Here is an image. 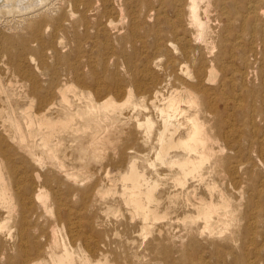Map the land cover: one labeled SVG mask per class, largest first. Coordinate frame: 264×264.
Segmentation results:
<instances>
[{"label": "bare ground", "instance_id": "1", "mask_svg": "<svg viewBox=\"0 0 264 264\" xmlns=\"http://www.w3.org/2000/svg\"><path fill=\"white\" fill-rule=\"evenodd\" d=\"M60 1L62 2V0H1L2 3L0 4V242H2V247L9 253V255H10V251H13V256H14V252H15L13 249L14 247L12 248L8 246L9 244L8 242H12L13 240L18 239V238L20 242L30 241L32 243V246L30 245L31 247L30 248L27 247L28 249L26 250L23 248L25 251H21V249L17 250L18 248H21V247H19L18 245H17L18 247L15 246L17 248L16 250L19 251L17 252L18 254L16 255H21L20 257H22V262L20 261L19 264L20 263L21 264H119L118 262L119 260L117 259L118 252L116 251L115 253H117V255L113 259H110L108 255V251L104 249L105 245H109V235L111 232L109 233V235L106 232H101V233L98 232L100 236V240L96 238V241L94 240L92 241L89 238H84V239L76 238V234H75L76 226L73 223L74 222L73 221L70 224V230H69L70 234L68 235L62 234L65 228L61 227L60 221L64 222L66 218H68L67 220L70 222L71 220L70 217L76 214L72 212V209H71V212L69 210V213H67L66 215H63L64 213L62 214L59 210L58 212L57 210H55V212H57L55 214L54 213L55 205L53 206V201H52V198H54L53 197L54 195L51 197V193H50L53 187H51L50 191L48 190L49 182L51 180L56 179L59 183L67 182L66 184L64 183L63 185L62 184L61 185L59 184V185H60V188H62V191L63 189L66 190V192L69 193L68 195L70 196L78 195L79 197L80 195V197L81 196L85 197L88 195L91 196V194L93 195L96 194L101 197H104L106 195L108 196V194H111L112 191H114L113 187L111 186L113 185V183H111L112 181L107 179L108 181H111V182H109L110 184H109L108 190L105 193H103L104 192L102 190L103 185L100 183V181H98L97 179L96 181L98 182H93V180L90 179V176H91L90 166L92 164L90 165L89 162L91 161L90 158L92 156H95V157H92L93 159L94 158L98 159L105 152L108 153L110 149L112 152V148H115V150L119 152L122 159H124V163H126L125 160L128 159V164H129L128 170L129 171L128 172L126 171L127 173L125 172L126 174L124 176L122 175L121 176H122L123 181L126 183L124 191H125V195L127 196V202H128L127 205L130 210L129 214L135 219H138L140 226L142 227V232L140 233L141 239L147 240V238L149 239V237H151L150 235H152L154 231L156 230L155 228H156L157 222H162L165 220L166 222L165 226L168 228H171L175 220H182V221L184 220V222L188 220V221H191L193 224L194 223L198 224L201 222L204 225L203 227L205 228V231L203 233L204 234L208 233L210 237L213 238V240L216 238L220 240H226L229 242H234V243L236 242L235 244L238 245L240 236L237 233V229H238V225H239L240 217H241L240 208L242 207V202H244L243 198L245 197V194L241 193L240 195L241 199H238L239 197L237 196L235 198L230 193V189L224 186L225 183H223L224 181L222 180V179H225L226 172H227V169H225V165H226V161L229 155V151H234V150H230V147H229L230 144L227 143L229 141L227 142L224 141V139L226 140V138H224V135H225L224 128L225 127H223V121H222L223 115L219 107V104L224 103V105L229 107V101H230L229 99H231V94L230 96H227L228 93H226V91L230 89L231 93H233L234 90L230 88V86L234 85V80H235L234 75L230 77L229 75L231 74L229 73H228L229 75L227 74L228 71H226V69L228 70H231V69L225 68L227 67V65L224 63L223 59L225 57L227 59H231L230 61L235 60L236 50H242V54H240L241 56L239 57L240 61L243 64V67L245 68V71L241 73L242 91L240 90L241 93L236 94V95H234L236 93L234 92L233 94L234 103L232 105V108L235 109L240 114V116H247V105L241 106V104H239L240 98L244 96H246L245 98H247V100L249 97L252 98V93L250 94L251 96L248 94L249 97H247V90H246L247 88V81H246L247 80V68L252 67L251 63L250 64L247 63L248 60H251V59L247 60V56H248L247 41H251L254 44L256 43L255 42L256 39L260 40V38H257L254 36L255 34L262 35V37L264 36V1L262 0H138V4L139 3L140 4H139V7L134 11L133 15L131 14L130 16H128L129 9L127 8L129 7L126 8L127 9L126 12L128 13V15L127 13L125 14L124 11L118 10L119 8L116 7V9L118 8L117 9L118 11L116 10L117 12L115 13L117 17L114 19L113 12L111 13L110 11L111 9L110 8L111 6H109L110 3L108 4V1L110 0H105L106 5L105 4L104 5L106 9L104 8V10L106 11V14L108 15V17H106V22L102 23V25H105L103 27V30L106 33L108 31L111 32V34H113V37L114 35L120 36V39H122V34L127 31L126 33L128 34V36H127V39L125 40H128V37L131 35L132 32H134L135 36L137 32H142V31H144V33L147 32V34H145L146 37L148 36V34L150 35V33L151 34L153 33L155 34V38H154L155 42L152 40L153 41L152 44L156 45L155 48L157 47L159 49V52H158L159 57H156L155 59V57L153 56L155 60L152 63L150 61L151 59L149 56L148 57L149 59L147 60V62L143 64L145 67L142 66L144 67V69L143 71L140 72V76L138 75L139 67L132 68V69H135V71H136V68H138V71L135 72L133 70V72L131 73L132 75L131 86L130 87L128 86L129 87L128 89L123 87L124 89L121 88L117 91L114 90L115 92L114 93L112 92L111 94L109 93L108 95L109 97L103 103H100V104L94 102V100L92 99L93 95H91V97L87 96L88 87H90L87 84L82 83L81 85L80 84L81 82L74 81L73 79L60 80L58 77V74L60 75V73H59V70L57 71L56 64L59 62L58 61L59 58L57 59V56L59 57V52L61 51L58 52V48H57V34L59 32V28L64 27L63 24L65 22H68L66 20L68 19V14H69V13L67 14L66 9H63L64 10L63 13H61L60 15L58 14L60 17L59 16L56 17L57 14L55 15V12H57V10H59L58 8H60V7L57 8V6H59L58 4L60 3ZM78 1L80 2V4L82 3V0H78ZM88 1L89 0H86V2ZM101 2L103 3V0ZM77 3L78 2H76V4ZM122 3L125 5L124 2ZM122 3L120 5H122ZM70 6L71 5H69V8ZM87 6H90V5H87ZM123 6L121 8L124 10ZM167 9H170L172 13V16L168 20L162 18V16L166 15ZM80 12H82L83 13L82 15H84L85 8H84V12L81 10ZM77 13L78 11L76 10V14ZM13 14H17V15L13 16ZM100 15L102 14L100 13ZM102 17L104 19V16ZM128 17L130 18V22H129L130 25H128ZM88 20L86 19V22ZM152 20H155L154 24H152L153 22L151 23ZM161 20H163V22L165 21L167 24V25L165 24L167 26L166 28H168L166 32L162 31L163 29L165 31V28H163L162 30L160 29ZM100 21H101V18H100ZM10 23L16 24L15 26L16 28H19V30L23 28V31L26 30L25 31L26 33L20 35V34H17L15 31L16 34H13V35L10 34L11 32L9 33L7 31L8 29H11ZM99 23H96V24H99ZM143 24L146 26L143 27L144 26ZM7 26H9L8 29H7ZM16 28L15 30H17ZM151 28L152 29L154 28L155 30L153 31ZM73 29H75L74 31H76L77 28H73ZM11 30H14V29H11ZM87 31H88V26H87ZM97 33L99 34L100 31H98ZM65 34H67L66 31H65ZM73 34H75V32ZM77 35L78 34L76 33V36ZM84 35L86 36L87 34L85 33ZM94 35H92L93 38H94ZM145 35L143 36L144 39H145ZM79 36H82V35L80 34ZM134 37L130 36L129 38L133 39ZM89 38L87 36V39ZM107 38L109 39V37ZM123 38H126L125 34ZM148 38H150V36ZM75 40H78V39H75ZM125 40H120V42L122 41L123 43H125L124 42ZM129 40L131 41V39ZM86 41L88 40H85V42ZM130 41L128 42L131 43L132 41L131 42ZM79 43L81 46L82 42L80 41ZM109 43L111 45V41ZM123 43H120V44H123ZM77 46H78V43H77ZM170 46H173V47L175 46L176 48L174 47L173 49L170 50ZM252 46H255V45H252ZM123 47H125L124 44H123ZM123 47H122V50H123ZM126 47H127V44H126ZM133 48L135 49V47ZM76 49H79V48H76ZM253 49H254L253 47L250 49L251 52L253 51ZM174 50H176L175 51L176 53L180 51L182 53L180 55V58L176 60L173 57ZM136 51H137V48L135 52ZM153 51H152V54H153ZM251 52H249V54ZM77 53L79 52L77 51ZM87 53L89 54L90 52H87ZM254 53H256V51ZM65 54L66 53H64V56ZM92 54L93 53H91L90 56ZM125 54L123 55L125 56ZM135 56H137V54ZM142 56L143 55L141 54V58ZM163 56H165V58L169 56L170 58H173V59L171 60V63L168 64V66L165 68L167 73L165 74V76L163 75L164 78H160L157 75L158 73L155 72L154 74L152 69L160 68L161 66H164L161 61V58ZM68 57L69 56H67V60L69 59L71 60V58H68ZM158 58H160V60H158ZM60 59L61 61H65L63 60L62 57ZM94 60L95 58L92 61ZM259 60L260 59H258V61ZM263 60H264V57H263ZM117 61H120V59H118ZM143 61H144V58H143ZM102 62H103V59H102ZM107 62L109 64V61ZM116 62H115V65L118 64ZM134 62L135 61L133 60V64ZM65 63L67 62L65 61ZM71 63H74V62L67 63L66 66L69 67L68 69L74 68V65ZM104 64H102V66ZM127 65L129 66V64ZM150 65H152V67ZM116 67L118 68V65ZM107 69L108 67L106 68V70ZM72 70L75 71L74 69ZM234 70L236 71V68ZM76 72H77V69L74 74H76ZM93 73L94 75H98L96 72H92V74ZM115 73L117 74V72ZM111 74H114V73H111ZM80 75L82 78V74ZM67 78L69 77L67 76ZM77 78L78 77H76V79ZM237 80L236 82H238ZM117 81L118 82L115 81L117 84H122L125 81V79L118 76ZM101 82H103V80ZM115 82H112V83H115ZM126 84L130 85L129 83H126ZM113 85L111 87L115 86ZM108 86L109 85H107V87ZM115 87H118V86H115ZM106 89L108 88H105V90ZM257 91H255V88H254V92H257ZM122 93H125V98L124 100L120 101L118 100V97ZM261 93L263 95L262 91ZM105 94H106V91H105ZM135 97L143 99L144 101H148L149 104L151 105L150 111H149V108L145 106V104L140 106L141 105L140 103H139L140 105H138L136 102H134ZM244 102H245V99H244ZM248 102L246 104H248ZM58 104L59 105L62 104L64 107L59 109ZM250 104H252V102ZM253 107L255 106H252V109ZM260 112H262V109L260 110ZM258 115L259 117H257ZM258 115H256V117L264 121V114L262 115L261 113V115L260 114ZM142 116L144 117V119H139ZM78 118L82 120V123H83L82 126L77 125L76 121ZM241 118L243 119V117ZM250 118L251 117L249 116L248 119ZM118 121H120V124L118 123ZM247 123L251 125L250 123H253V122H250L249 120V122ZM226 127L228 126L226 125ZM228 128L226 129L228 130ZM89 130H91L90 140L92 142L90 145H88V148L85 149L83 153L80 154L78 158V161L80 163L79 170L71 175V173H68L69 167L67 168V165H66L68 163L67 162L68 159L66 158L69 157L75 163H77V159L75 158V153L73 152L69 153V150H68L69 147H71V149L73 147L70 142L73 140L78 141V142L87 140L88 137L85 134H87ZM227 130L225 132H228ZM116 132H118V134L115 137ZM262 132L260 131L261 134ZM247 133H249L252 136L259 135L256 132V130L251 131L250 128H248ZM236 134L238 133L236 132ZM241 136L243 135H240V137ZM261 137H262L261 143L264 144V137L263 136ZM243 138L244 140L248 139L247 137L245 138V136H243ZM249 139H252V138H249ZM83 144L84 143H81V146H83ZM257 144L260 145V143H257ZM84 147L86 146H83L82 148ZM248 147L251 148L252 146L249 144ZM242 148H244V146ZM20 151L22 152L25 151L24 152L25 155H22L20 157L18 156L19 159L21 160V163H23L24 165L26 164L31 165L33 167V170H32L34 173L33 175L38 179V181H36L37 179L35 180L36 184H34L35 186L34 192L31 194L32 196L31 198L34 199V203L36 202V209H35L36 211L35 212L33 211L34 212L33 216L36 215L37 221L38 220L44 221L46 223L45 227L39 228L38 230H34L35 231V232L33 231L34 233L30 232L31 229L29 230L28 228L30 226H26L24 222L20 221L21 219H19V216L20 217L22 216L19 215L17 217L16 215L18 213L16 209H19V207L24 206V204L22 203L23 202L22 200H20L22 201L21 202L22 204L19 202L20 197L18 193L16 192V190L18 189L17 186L19 184V181H18L19 179L17 176V172L15 171L17 170L16 169L17 166L14 167V165H16V162H17L16 156L18 155L16 154V152L18 153ZM261 152L264 153V151H261ZM261 152L259 154H261ZM92 153H94V155L91 156ZM146 153L151 156L153 155L154 157V161L151 162V165L155 169L153 168L154 172L152 173H148L145 170L141 169L138 164V159H137L138 156L147 155ZM244 153L242 152V154ZM61 154H64L63 156L65 157L66 161L60 158ZM235 156H237V153L236 155L234 154L233 157L235 158ZM246 157H248V155ZM232 158L230 156V159ZM249 158H250V155H249ZM105 159L106 158H104V161ZM252 160L253 162H256L254 159ZM232 161L235 162L236 160L232 159ZM227 163H228L227 165L229 166L230 162H227ZM240 163H243V162H240ZM240 163H237V164H240ZM261 164L263 165V163ZM234 167L235 166H233V168ZM21 168H24V167H21ZM118 169L120 170V168ZM25 170L26 169L24 168V171ZM235 171L237 172V169ZM108 174H106L105 176L108 177L109 176ZM236 174H233V175L236 176ZM255 177H257L258 179L260 178L258 177V175L257 176L255 175ZM233 178L231 179V181L233 180ZM31 179L33 180V177ZM253 181H255V179ZM20 183L23 184L21 181ZM255 185H259V184H255ZM255 185L253 183V186ZM15 188L17 189L15 190ZM57 188H58V185H57ZM203 188L207 193L206 195L205 193L202 192ZM28 191H32V189H29ZM248 191H250V188ZM254 191L256 192V190ZM21 192L23 193L24 189ZM66 192L64 193L66 194ZM22 193L20 195H22ZM17 197L19 198L17 199ZM73 197L75 198V196H72V198ZM248 197L246 200H248ZM21 198L23 199V197ZM25 200L27 199L25 198ZM251 200L252 199L250 198L249 201ZM58 201H60V199ZM79 201H76V202H79ZM252 201L255 202L256 200H252ZM68 202L69 200H66L64 202L62 201V204H64L65 206L67 205L68 207ZM55 203H57V201H55ZM29 204H27V206ZM252 205L250 204L251 207ZM258 207H259V204H258ZM180 208H186L187 210L184 211L182 214H179L178 212ZM73 210H75V208ZM14 211L17 212L15 214L16 215L15 217L19 219V222L17 223L15 221L16 218L14 219ZM260 212H261V209H260ZM24 214L26 213L24 212ZM246 214L248 215V213ZM249 214H252V213H249ZM81 216L79 218H81ZM245 216L246 215H244V218ZM25 217L26 215H24L23 219L26 220ZM100 217H102V215L100 216L98 215L97 217L95 216L96 218L95 224L91 222L92 225L90 224V226L93 230L96 228L95 227L96 223L98 225L105 223V219H103L104 221L102 219L99 220ZM261 218L262 217H260L259 219ZM76 221L78 222V220ZM83 225H85V223H83ZM263 225L264 224H262V226ZM15 227L18 228V231H17L18 234L16 235H14ZM164 228H165L164 226H161L157 229V231L160 233L157 239L158 243H154L153 241L155 240V238H153L152 242H149L147 245V251L149 252V256H150L149 262L155 261L158 264H180V263L181 264H204L202 261H205V260H203L199 254L198 255L201 257L202 260L201 261L199 260L200 257L197 259L198 256L195 253V250H191L188 245L186 246L184 244L183 237L181 241L179 242L177 240L178 238H176L170 233H166V235L163 236L162 232ZM245 230L247 231V229ZM78 231H79V228H78ZM83 231H85V229ZM131 231L132 230H130V232ZM165 231H166V228L164 232ZM249 231L250 230L248 229V232ZM113 233L114 231L111 234ZM192 233L193 232H191L190 238L195 240L196 236L192 235ZM253 234L254 233H252V235ZM80 235L84 237L83 233H81ZM260 235H264V233L260 234L259 232V236ZM259 236L257 237L259 238ZM40 237L41 239L44 237L46 239V243H43V242L41 243ZM245 237H247L246 234H245ZM112 238L113 237H111V240ZM262 238L264 239V236ZM243 241H246V238ZM27 242H26V245H27ZM189 243L191 244L190 241ZM197 243L195 242V244ZM242 243L243 242L241 241V245ZM261 243L259 244L261 245ZM212 244H214V242ZM218 244L221 245V243H218ZM262 244L264 245V242ZM26 245L24 246L26 247ZM232 246L233 245L231 244L229 245L230 248H233ZM112 248H113V245H112ZM214 248H215V245L213 249ZM233 250L231 252H233ZM242 251L243 249L241 248V252ZM256 251L257 250H255V252ZM111 252H114V251H111ZM134 252L136 253V251ZM213 252L215 254V250ZM255 252L253 254H256V253L259 254V252H256V253ZM228 254H226V256ZM239 255L240 257H237L235 260H233L232 258V262H235V263L237 262V264L238 262L245 264L246 262V261L244 262L245 257L242 256L241 254ZM127 256L128 257L130 256L129 253ZM232 256L233 255H231V257ZM135 257L136 258H133L131 260L129 258L127 262L126 261L124 262V264H153V263H143V260L141 261L140 257H139L140 259L137 257V255H135ZM16 261L18 262L17 259ZM144 261H147V260H144ZM225 262H227V260ZM120 264H122V262ZM230 264H234V263L230 262ZM247 264H251V263H247Z\"/></svg>", "mask_w": 264, "mask_h": 264}, {"label": "rangeland", "instance_id": "2", "mask_svg": "<svg viewBox=\"0 0 264 264\" xmlns=\"http://www.w3.org/2000/svg\"><path fill=\"white\" fill-rule=\"evenodd\" d=\"M75 1V2H74ZM62 0V2L60 1V3L58 4L59 6H57V8L58 7H60V8H58L59 10H57V12H55V15H56V17H58L61 13H63V9H66V12H67V14H68V19L66 20V21H68V22H65L63 25H64V27H61V28H59V32H58V34H57V48H58V52L59 51H61V52H59V57L57 56V59L59 58V62L56 64V67H57V71L59 70V73H60V75L58 74V77H59V79L60 80H64V79H73L74 81H79V82H81L80 84L82 85V83L84 84H87L88 86H90V87H88V91H87V96L88 97H91V95H93L92 97V99L94 100V102L95 103H98V104H100V103H103L109 96V93L111 94L112 92L114 93L115 91H117V90H119V89H121V88H126V89H128L130 86H131V80H132V75H131V73L133 72V70L135 71V69H132V68H135V67H139V71H138V68H136V71H138L137 73H138V75L140 76V72L141 71H143V69H144V65L143 64H145L146 62H147V60L149 59L148 57L150 56V61L153 63V61L156 59V57H159L158 55V52H159V49L157 48H155V46L156 45H154V44H152L153 43V41L155 40L154 38H155V34H153V36H152V34L150 33V35L148 34V36L146 37V35L145 34H147V32L146 33H144V31H142V32H137L136 33V36L138 37H136L135 35H134V32H132L131 33V35L130 36H135L134 38L136 39H132V38H129L128 37V40H125V39H127V36H128V34L126 33V32H124L123 34H122V39H120V36H115L114 35V37H113V34H111V32H105L104 30H103V27L105 26V25H102V23H104V22H106V17H108V15L106 14V11L104 10V8H105V5H106V3H105V0H103V3L101 2L102 0H89L88 2H86V0H82V3L80 4V2L78 1V0ZM85 1V2H84ZM112 3H111V2ZM110 1H108V4H109V6H111L110 8V11H111V13L113 12V18L115 19L116 17H117V15L115 14L118 10H120V11H124V13L126 14L127 12V9H129L128 10V12H129V15H128V13H127V15L128 16H130L131 14L133 15L134 14V11L139 7V4H138V0H127V2H126V0L124 1V0H110ZM120 1H121V3L122 2H124L125 3V5L122 3V5H120L121 3H120ZM262 1H264V0H262ZM76 2H78L77 4H76ZM2 2H1V0H0V4H1ZM84 3V4H83ZM86 3H87V5H90V6H87L86 5ZM76 4V5H75ZM80 4V5H79ZM92 4H93V6H92ZM95 4V5H94ZM105 4V5H104ZM128 4H129V6H128ZM138 4V5H137ZM69 5H71L70 6V8H69ZM118 5V6H117ZM124 5V6H123ZM77 6H79V7H77ZM85 6H87V7H85ZM92 6V7H91ZM123 6V8H124V10L121 8ZM134 6V7H133ZM66 7V8H65ZM85 8V12H84V8ZM116 7H118L117 9H116ZM127 7H129V8H127ZM132 7V8H131ZM68 8V9H67ZM78 8V9H77ZM87 8V9H86ZM127 8V9H126ZM241 8V7H240ZM75 9V10H74ZM94 9V10H93ZM106 9V8H105ZM126 9V10H125ZM242 9V8H241ZM240 9V10H241ZM76 10L78 11V13L76 14ZM80 10L81 11H83L85 14L84 15H82L83 13L82 12H80ZM104 10V11H103ZM114 10V11H113ZM117 10V11H116ZM132 10V11H131ZM75 11V12H74ZM92 11V12H91ZM104 13H103V12ZM94 12H96V13H94ZM130 12H132V13H130ZM74 15H73V14ZM89 13H91V14H89ZM100 13L102 14V15H100ZM4 14V13H3ZM59 14V15H58ZM104 14V15H103ZM5 15V14H4ZM17 14H13V16H16ZM75 15H76V17H75ZM79 17H78V16ZM87 15V16H86ZM107 15V16H106ZM74 16V17H73ZM86 16V17H85ZM100 16V17H99ZM102 16H104V19H103V17ZM172 16V13H171V10L170 9H167L166 10V15L165 16H162V18H164V19H170V17ZM60 17V16H59ZM91 17V18H90ZM99 17V18H98ZM127 17V16H126ZM90 18V19H89ZM98 18V19H97ZM100 18H101V21H100ZM79 19V20H78ZM83 19H84V21H83ZM86 19L88 20L87 22H86ZM70 20V21H69ZM78 20V21H77ZM117 20V19H116ZM77 21V22H76ZM92 21V22H91ZM100 23H99V22ZM154 21L155 20H152L151 21V23L152 24H154ZM81 22V23H80ZM129 22H130V18L128 17V25H130L129 24ZM161 23H160V29L162 30L163 28H165V31H164V29L162 30L163 32H166L167 30H168V28H166L167 26V24H166V22L164 21L163 22V20H161L160 21ZM75 23V24H74ZM78 23V24H77ZM80 23V24H79ZM84 23H85V25H84ZM89 23V24H88ZM91 23H92V25H91ZM96 23H99V24H96ZM75 26H74V25ZM101 24V25H100ZM166 24V25H165ZM11 25V26H10ZM10 27H11V29H14V30H11V29H8V27L9 26H7V31L10 33V34H20V35H22V34H24V33H26L25 31H23V28L22 29H20L19 30V28H16V24H13V23H10ZM79 25H80V27H79ZM96 25V26H95ZM144 25V24H143ZM142 25V26H143ZM164 25V26H163ZM251 25H253V24H251ZM73 26V27H72ZM78 26V27H77ZM85 26V27H84ZM87 26H88V31H87ZM146 25H144L143 27H145ZM15 28L17 29V30H15ZM63 28H64V30H63ZM67 30H66V29ZM73 28H77L76 29V31H74L75 29H73ZM73 29V30H72ZM97 31H96V30ZM152 29V28H151ZM77 30H78V32H77ZM153 31L155 30L154 28L152 29ZM13 31V32H12ZM15 31H16V33H15ZM62 31V32H61ZM65 31H66V33L67 34H65ZM87 31V32H86ZM90 31V32H89ZM98 31H100V33L98 34L97 32ZM104 31V32H103ZM152 31V32H153ZM75 32V34H73ZM81 32V33H80ZM88 32H89V34H88ZM76 33L78 34L77 36H76ZM87 34L86 36L84 35V34ZM94 33H95V35H94ZM82 35V36H79V35ZM105 34V35H104ZM106 34H108V35H106ZM124 34H125V37L126 38H123L124 37ZM71 35V36H70ZM92 35H94V38H93V36ZM112 36V37H110V36ZM140 35V36H139ZM145 35V39H144V36ZM259 34H255L254 36L255 37H257V38H260V40L259 39H256V43H252L251 41H247V54H248V56H247V60L248 59H251V60H248V61H250V62H248L247 61V63H251V65H252V67L251 68H247V88H246V90H247V97H249V95L252 93V98L251 97H249L248 98V100H247V98H245L246 96H244V97H242V98H240V102H242V103H240L239 102V104H241V106H245V105H247V116H240V114L235 110V109H233L232 108V105H233V103H234V95H236V94H240L241 93V91H242V87H241V85H242V80H241V73L242 72H244L245 71V68L243 67V64H242V62L240 61V54H242V50H236V52H235V54H236V59L235 60H232V61H230L231 59H227V58H225L224 57V59H223V61H224V63L227 65V67H225V68H230L231 70H228V69H226V71H228L227 72V74L229 73V74H231V75H229L230 77H232L233 75H234V78H235V80H234V85L233 86H230V88H232L234 91H233V93H231V91H230V89H228L227 91H226V93H228L227 94V96H230V94H231V99H229L230 101H229V107H227L226 105H224V103H220L219 104V107H220V109H221V111H222V115H223V118H225V119H223L222 118V121H223V127H225L224 128V133H225V135H226V137H225V135H224V138H226V140L224 139V141L225 142H227V141H229V142H227V143H229L230 144V150H234V151H229V155H228V158H227V161H226V165L228 164L227 162H230L229 163V166L227 167L226 165H225V169H227V172H226V176H225V179H222L224 182L223 183H225L224 184V186L225 187H228V189H230V193L236 198V196L237 197H239L238 199H241L240 198V195H241V193H244L245 194V197L243 198V201L244 202H242V207L240 208V212H241V217H240V222H239V225H238V229H237V233L239 234V242H238V245H236L234 242H229V241H226V240H220V239H214L213 240V238H211L210 237V235L208 234V233H203L204 231H205V228L203 227L204 225L200 222V223H198V224H196V223H192L191 221H188V220H186V221H188V222H184V220L182 221V220H175L174 221V224H173V226L171 227V228H168V227H166L165 226V220L164 221H162V222H157L156 223V230L154 231V233L152 234V235H150L151 237H149V235H148V237H149V239L147 238V240H144V239H141V237H140V233L142 232V227L140 226V223H139V220L138 219H135L134 217H132L129 213H130V210H129V208H128V202H127V196L125 195V182L123 181V179H122V176H124L129 170V164H128V159H126L125 161H126V163H124V159H122V157H121V155L119 154V152L117 151V150H115V148H112V152H111V149L109 150V152L107 153V152H105L103 155H101V157L100 158H98V159H93L92 157H95V156H92V155H94V153H92L91 154V161L89 162V164L91 165L90 166V170H91V172H90V179L91 180H93V182H98V181H100V183L103 185L102 186V190L104 191L103 193H105L107 190H108V187H109V182H111V183H113V185H111L112 187H113V189H114V191H112V193L111 192H109V193H111V194H108V196L106 197V196H104V197H101V196H99V195H96V194H91V193H89V194H91V196L90 195H88V196H85V197H83V196H81L80 197V195H79V197H78V195L76 196V195H68L69 193H67L66 192V190H64L63 189V191H62V188H60V185L62 184H64L65 182H58L56 179H54V180H51L50 182H49V184H48V190L50 191V189H51V187H53L52 189H51V191H50V193H51V197L53 196L54 198H52V201H53V206L55 205V207H54V213L56 214L57 212H58V210L63 214V215H66L67 213H69V210H70V212H71V209H72V212L74 213V214H76V215H74V216H71V215H69V216H71L70 218H71V220H70V222L67 220L68 218H66V220L63 222H61L60 221V225H61V227L62 228H65L64 229V231H63V229H62V231H63V233L62 234H64V235H68V234H70V224L73 222L74 224H75V231H76V238H82V239H84V238H89L90 240H94V241H96V238L98 239V240H100V236H99V234H98V232L99 233H101V232H106L108 235H109V233L111 232H113L114 231V233L113 234H111L110 233V235H109V245H105L104 246V249L106 250V251H108V255H109V258L110 259H113L116 255H117V253H115L116 251L118 252V262H119V264L122 262V264H124V262L126 261L127 262V260L130 258V260L131 259H133V258H136L135 257V255H137V257L139 258H141V261L143 260V263H153V264H158L157 262H155V261H151V262H149L150 261V256H149V252L147 251V245H148V243L149 242H152V239L153 238H155V240L153 241L154 243H158L157 242V239H158V237H159V232L157 231V229L159 228V227H161V226H164L165 228H166V231L164 232V230H165V228H164V230H163V236L164 235H166V233H170V234H172L173 236H175L176 238H178L177 240L180 242L181 241V239H182V237H183V240H184V244L187 246H189V248L191 249V250H195V253L197 254V259L201 256L202 257V259L203 260H205V261H202L204 264H219V263H221V264H230V262L231 263H234V264H237V262L235 263V262H232V258H233V260H235L237 257H240V255L239 254H241L242 256H244L245 257V260H244V262L246 261L247 263H253V264H264V245L262 244L263 242H264V239L262 238L264 235H260L259 236V232H260V234H263L264 233V225L262 226V224H264V191H262V190H264V177H262V176H264V153H262L261 151H264V144H262L261 143V136H263L264 137V132H262V131H264L263 129H264V121H262V120H260L259 118H257V117H259V115L258 114H260L261 115V113H262V115L264 114V105H262V104H264V60H263V54H264V36L262 37V35H259ZM67 36H68V38H67ZM87 36H88V38L89 39H87ZM98 36H100V37H98ZM150 36V38H148ZM84 37V38H83ZM104 37H105V39H104ZM107 37H109V39L107 38ZM262 37V38H261ZM73 38V39H72ZM111 38H112V40H111ZM147 38V39H146ZM75 39H78V40H75ZM100 39V40H99ZM104 39V40H103ZM114 39V40H113ZM129 39H131V41L129 40ZM262 39V40H261ZM62 40V41H61ZM82 40H84V41H82ZM85 40H88V41H86L85 42ZM91 40V41H90ZM96 40V41H95ZM109 40V41H108ZM120 40H125L124 42L125 43H123L122 41L120 42ZM153 40V41H152ZM65 41V42H64ZM77 41H81L82 42V44H81V46H80V43L79 42H77ZM111 41V45H110V42ZM112 41H113V43H112ZM128 41H130L131 43H129ZM85 42V43H84ZM94 42H96V43H94ZM100 42H101V44H100ZM105 44H104V43ZM109 44H108V43ZM126 42H128V43H126ZM146 42H147V44H146ZM155 42V41H154ZM251 42V43H250ZM259 42V43H258ZM263 42V43H262ZM76 43V44H75ZM77 43H78V46H77ZM120 43H123L124 45H125V47H126V44H127V47L125 48V47H123V44H120ZM134 43V44H133ZM150 43H151V45H150ZM100 44V45H99ZM103 44V45H102ZM134 46H133V45ZM142 44V45H141ZM145 44V45H144ZM250 44V45H249ZM75 45V46H74ZM93 45H95V46H93ZM102 45V46H101ZM110 45V46H109ZM113 45V46H112ZM147 45V46H146ZM154 45V46H153ZM252 45H255V46H252ZM77 46V47H76ZM104 46H106V47H104ZM123 47V50H122V47ZM135 47V49L133 48V47ZM150 46V47H149ZM250 46H251V48L253 47L254 49H253V51L251 52V48H250ZM81 47V48H80ZM85 47V48H84ZM96 47V48H95ZM112 49H111V48ZM116 49H115V48ZM143 47V48H142ZM144 47H146V48H144ZM175 47V46H174ZM173 46H170V50L171 49H173L174 48ZM263 47V48H262ZM76 48H79V49H76ZM92 48H94V49H92ZM136 48H137V53L135 52V50H136ZM142 48V49H141ZM149 48V49H148ZM154 48V49H153ZM176 48V47H175ZM84 49H86V50H84ZM101 49V50H100ZM109 49V50H108ZM126 49V50H125ZM134 49V50H133ZM142 50V51H140V50ZM153 51V54H152V51ZM260 49H262V50H260ZM94 50V51H93ZM108 50V51H107ZM111 50V51H110ZM139 50V51H138ZM145 52H144V51ZM158 50V51H157ZM77 51L79 52V53H81V54H79V53H77ZM85 51V52H84ZM99 51H101V52H99ZM123 53H122V52ZM128 53H127V52ZM146 51H147V53H146ZM157 51V52H156ZM176 50H174V59L176 60V59H178V58H180V55L182 54L181 53V51L180 52H175ZM256 51V53H254ZM71 52V53H70ZM76 52V53H75ZM87 52H90L89 54L87 53ZM112 52H113V54H112ZM125 52H126V54H125ZM144 52V53H143ZM249 52H251L250 54H249ZM64 53H66L65 54V56H64ZM69 53H70V55H69ZM75 53V54H74ZM91 53H93L92 55H93V57H92V55L90 56V54ZM100 53V54H99ZM104 53V54H103ZM115 53H117V54H115ZM122 53V54H121ZM133 53V54H132ZM134 53H135V55L137 54V56H135L134 55ZM152 55H151V54ZM156 53H157V55H156ZM97 56H96V55ZM123 54H125V56L123 55ZM141 54L143 55L142 56V58H141ZM77 55V56H76ZM79 55V56H78ZM81 55V56H80ZM107 55V56H106ZM114 55V56H113ZM117 55V56H116ZM128 55V56H127ZM132 55V56H131ZM67 56H69L68 58H71V60L69 59V60H67ZM76 56V57H75ZM106 56V57H105ZM155 57V59H154V57ZM263 56V57H262ZM63 58V60H65L67 63H69V62H74V63H76V64H74V63H71V64H73L74 65V68H71V69H68L69 67H67L66 65H67V63H65V61H61V59L60 58ZM77 57H79V58H77ZM88 57V58H87ZM101 58V60H100V58ZM104 57V58H103ZM138 57H140V58H138ZM147 57V58H146ZM66 58V59H65ZM77 59V60H75V59ZM95 58V63H94V61H92L93 59ZM99 58V59H98ZM105 58H107V59H105ZM109 58V59H108ZM120 59V61H117L118 59ZM132 58V59H131ZM135 58V59H134ZM143 58H144V61H143ZM256 60H255V59ZM261 58H262V60H261ZM78 59H80V60H78ZM102 59H103V62H102ZM130 59V60H129ZM136 59H138V60H136ZM140 59V60H139ZM173 58H170L169 56H167L166 58H165V56H163L162 58H161V61H162V63H163V65L164 66H161L160 68H153L152 69V71L154 72V74H155V72H157L156 74L160 77V78H164V76H165V74L167 73L166 72V70H165V68L168 66V64H170L171 63V60H172ZM258 59H260L259 61H258ZM132 60V61H131ZM133 60L136 62V64H135V62H134V64H133ZM143 62H142V61ZM158 60H160V58H158ZM76 61H78V62H76ZM87 61V62H86ZM91 61V62H90ZM106 61V62H105ZM107 61H109V64H108V62ZM116 63H118L117 65H118V68L116 67L117 65H115V62ZM169 61V62H168ZM229 61V62H228ZM255 61V62H254ZM111 62V63H110ZM126 62V63H125ZM128 62V63H127ZM130 62V63H129ZM168 62V63H167ZM227 62H228V64H227ZM77 63H78V65H77ZM81 63V64H80ZM90 63H91V65H90ZM93 63V64H92ZM104 63H106V64H104ZM131 63H132V65H131ZM167 63V64H166ZM263 63V64H262ZM79 64H80V66H79ZM102 64H104L103 66H102ZM127 64H129V66L127 65ZM138 64H140V65H138ZM142 64V65H141ZM254 64V65H253ZM259 64H260V66H259ZM83 65H85V66H83ZM106 65H108V66H106ZM134 65H136V66H134ZM142 66H144V67H142ZM151 67H152V65H150ZM170 66V65H169ZM241 66H242V68H241ZM254 66V67H253ZM263 66V67H262ZM84 67H85V69H84ZM95 69H93V68ZM108 67V69L106 70V68ZM116 67V68H115ZM128 67V68H127ZM150 67V68H151ZM238 67V68H237ZM79 68H81V69H83V70H81V69H79ZM102 68V69H101ZM104 68V69H103ZM110 68V69H109ZM236 68V71L234 70ZM72 69H74L75 71H76V69H77V72H76V74H74L75 73V71H73ZM91 69V70H90ZM92 69H93V71H92ZM98 69V70H97ZM70 70V71H69ZM105 70V71H104ZM234 72H233V71ZM260 70V71H259ZM96 72L98 75H94V73L92 74V72ZM100 71V72H99ZM108 71V72H107ZM109 71H110V73H109ZM112 71V72H111ZM135 71V72H136ZM70 72V73H69ZM115 72H117V74L115 73ZM134 72V73H135ZM165 72V73H164ZM233 72V73H232ZM95 73V74H96ZM101 73V74H100ZM111 73H114V74H111ZM69 74V75H68ZM80 74H82V78H81V75ZM92 74V75H91ZM160 74V75H159ZM260 74V75H259ZM91 75V76H90ZM114 76V78L116 79H114L113 78V76ZM164 75V76H163ZM236 75V76H235ZM60 76H62V77H60ZM67 76L69 77V78H67ZM86 78H85V77ZM93 76V77H92ZM118 76L119 77H121V78H123V79H125V81L122 83V84H117L116 82H118L117 81V79H118ZM161 76H163V77H161ZM249 76V77H248ZM76 77H78L77 79H76ZM92 77V78H91ZM84 78H85V80H84ZM98 78V79H97ZM238 80H237V79ZM261 78V79H260ZM80 79V80H79ZM89 79H93L92 81L91 80H89ZM98 80V82H97V80ZM114 81H113V80ZM96 80V81H95ZM103 80V82H101V81ZM236 80L238 81V82H236ZM262 80H263V82H262ZM93 81H95V82H93ZM116 81V82H115ZM127 81V82H126ZM87 82V83H86ZM92 82V83H91ZM112 82H115V83H112ZM89 83V84H88ZM98 83V84H97ZM126 83H129L130 85H127ZM91 84V85H90ZM106 84V85H105ZM115 86H121V87H115ZM123 84H125V85H123ZM97 86V87H95V86ZM107 85H109L108 87H107ZM114 86V87H111V86ZM94 86V87H93ZM101 86V87H100ZM106 86V87H105ZM126 86V87H125ZM129 86V87H128ZM255 86V87H254ZM261 86V87H260ZM108 88V89H106L105 90V88ZM249 87H251V88H249ZM253 87V88H252ZM123 88V89H124ZM254 88H255V91H257V92H254ZM94 89V90H93ZM103 89V90H102ZM97 92H96V91ZM115 90V91H114ZM241 90V91H240ZM252 92H251V91ZM100 91V92H99ZM105 91H106V94H105ZM238 91H240V92H238ZM261 91L263 92V95H262V93H261ZM234 92H236L235 94H234ZM95 93V94H94ZM99 93V94H98ZM103 93H104V95H103ZM108 93V94H107ZM256 93V94H255ZM122 94H124V95H122ZM122 94H120L119 95V97H118V100H120V101H122V100H124V98H125V93H122ZM234 94V95H233ZM249 94V95H248ZM97 95V96H96ZM122 96V97H121ZM124 96V97H123ZM251 96V95H250ZM253 96H255V97H253ZM104 97V98H103ZM259 97V98H258ZM263 99H262V98ZM97 98V99H96ZM102 98H103V100H102ZM245 99V102H244V99ZM254 98V99H253ZM101 99V100H100ZM252 99H253V101H252ZM98 101H100V102H98ZM139 101V102H138ZM249 101V102H248ZM134 102H136L138 105H140V106H142L143 104H145V106L147 107V108H149V111H150V104H149V102L148 101H144L143 99H140V98H137V97H135V99H134ZM248 102V104H246ZM252 102V104H250ZM262 102V103H261ZM140 103V104H139ZM262 105V106H261ZM58 106H59V109H61L62 107H64L62 104H58ZM250 106V107H249ZM252 106H255V107H253V109H252ZM262 107V108H261ZM262 109V112H260V110ZM148 110V109H147ZM249 111V112H248ZM231 112V113H230ZM231 114V115H230ZM250 114V115H249ZM237 115V116H236ZM251 117L250 119H248L249 118V116ZM256 115H258L257 117H256ZM229 116H231V117H229ZM241 117H243V119L241 118ZM245 117V118H244ZM255 117V118H254ZM234 118V119H233ZM238 118H240L241 119V121H240V119H238ZM257 118V119H256ZM139 119H144V117L142 116V117H140ZM230 119H232V120H230ZM238 119V120H237ZM245 119V120H244ZM228 120V121H227ZM233 120H234V122H233ZM242 120H243V122H242ZM249 120H250V122H253V123H250L251 125H249V123H247V122H249ZM117 121V120H116ZM230 121V122H229ZM229 122V123H228ZM232 122H233V124H232ZM76 123H77V125H79V126H82L83 125V123H82V120H80L79 118L77 119V121H76ZM118 123L120 124V121H118ZM263 123V124H262ZM228 124H230V125H228ZM245 124H246V126H245ZM253 124V125H252ZM260 124V125H259ZM225 125V126H224ZM226 125L229 127H226ZM238 125H240V126H238ZM244 125V126H243ZM247 125H248V127H247ZM233 126H234V128H233ZM236 126V127H235ZM250 126V127H249ZM262 126V127H261ZM257 127V128H256ZM261 127V128H260ZM226 128H228V130L226 129ZM248 128H250L251 129V131H254V130H256V132L259 134V135H254V136H252V135H250L249 133H247V131H248ZM228 131V132H225L226 130ZM233 131V133H232V131ZM260 131L262 132V134L260 133ZM236 132L238 133V134H236ZM229 133V134H228ZM246 133V134H245ZM117 134H118V132H116V134H115V137L117 136ZM85 135H87V137H88V139L90 140L91 139V130H89L88 131V133L87 134H85ZM235 137V139H234V137ZM236 135V136H235ZM240 135H243V136H245V138L247 137L248 139L246 140H244V138H243V136H241L240 137ZM248 135V136H247ZM250 135V136H249ZM261 135V136H260ZM90 136V137H89ZM228 136V137H227ZM232 136V137H231ZM256 136V137H255ZM258 136H259V138H258ZM231 137V138H230ZM255 137V138H254ZM238 138H239V140H238ZM249 138H252V139H249ZM87 139V138H86ZM85 140V141H82V142H78V141H75V140H73V141H71L70 143H71V145L73 146L72 147V149H71V147H69V153H71V152H73V153H75V158L77 159V163H75L73 160H71L69 157H67L66 159H68L67 160V168H68V173H71V175L72 174H74L76 171H78L79 170V167H80V163H79V161H78V158H79V156H80V154L81 153H83V151L85 150V149H87L88 148V145H90L91 144V140L89 141V140ZM232 140V141H231ZM248 140H249V142H248ZM258 142H257V141ZM239 142V144H238V142ZM244 141V142H243ZM247 141V142H246ZM77 144H76V143ZM246 142V143H245ZM251 142V143H250ZM73 143H74V145H73ZM81 143H84L83 144V146H86V147H84V148H82L83 146H81ZM242 143V144H241ZM248 143V144H247ZM257 143H260V145L259 144H257ZM87 144V145H86ZM246 144V145H245ZM249 144L253 147H248L249 146ZM256 144V145H255ZM232 145V146H231ZM237 146V147H236ZM244 146V148H242V147ZM116 147V146H115ZM259 147V148H258ZM82 148V149H81ZM239 148H240V150H239ZM71 149V150H70ZM76 149V150H75ZM243 149V150H242ZM249 149V150H248ZM261 149V150H260ZM115 152H114V151ZM117 151V152H116ZM238 151V152H237ZM239 151H240V153H239ZM25 151H20V152H16V154H18L16 157H17V162H16V165H14V167H16L17 166V170H15L16 172H17V176H18V181H19V184H18V186H17V188H15V190H16V192L18 193V195H19V197H20V199H19V202L21 203L22 201V203L24 204V206H22V207H19V209H16V211L18 212H15L14 211V219H15V221H16V223L17 222H19V219H21L20 221L21 222H24L25 223V225L26 226H30V227H28L29 228V230H30V232H32V233H34L35 231L34 230H38L39 228H43V227H45L46 226V223L44 222V221H37V218H36V215H34L33 216V214H34V212L36 211L35 209H36V202L34 203V199L33 198H31L32 196H31V194L34 192V184H36V182H35V180L37 179L33 174V167L31 166V165H29V164H26V165H24L23 163H21V160L19 159V157L20 156H22V155H25V153H24ZM114 152V153H113ZM232 152V153H231ZM234 152V153H233ZM242 152L244 153V154H242ZM247 152H249V153H247ZM261 152V154H259ZM236 153H237V156H235V158L233 157L234 156V154L236 155ZM147 154V153H146ZM64 154H61L60 155V158L62 159V160H64V161H66L65 160V157L63 156ZM148 155V156H147ZM147 155H139L138 156V164H139V166H140V168L141 169H143V170H145L146 172H148V173H152V172H154V167L151 165V162L152 161H154V157H153V155L151 156V155H149V154H147ZM240 155V156H239ZM248 155V157H246V156ZM249 155H250V158H249ZM19 156V157H18ZM103 156H105V157H103ZM107 156V157H106ZM117 156H118V158H117ZM230 156H231V158L233 159V160H236L235 162H237V163H240V162H243V163H240V164H237V163H235V162H233L232 161V159H230ZM242 156H244V157H242ZM262 156V157H261ZM121 157V158H120ZM146 157V158H145ZM152 157H153V159H152ZM240 157H242V158H240ZM102 158H103V160H102ZM104 158H106L105 159V161H104ZM93 159V160H92ZM238 159V160H237ZM250 161H249V160ZM252 159H254L256 162H253V160ZM19 160V161H18ZM123 160V161H122ZM143 160V161H142ZM229 160V161H228ZM249 161V162H248ZM103 162V163H102ZM231 162H233V163H231ZM246 162V163H245ZM118 163V164H117ZM124 163V164H123ZM261 163H263V165L261 164ZM93 164H94V166H93ZM116 164V165H115ZM234 164V165H233ZM236 164H237V166H236ZM255 166H254V165ZM20 165V166H19ZM76 165V166H75ZM109 165V166H108ZM112 165H113V167H112ZM120 167H119V166ZM143 165V166H142ZM231 165H233V166H235L234 168H233V166H231ZM108 166V167H107ZM125 166V167H124ZM250 166H252V167H250ZM21 167H24L26 170L24 171V168H21ZM122 167V168H121ZM146 167V168H145ZM159 167V166H158ZM106 168H107V170H106ZM108 168H109V170H108ZM118 168H120V170L118 169ZM154 168V169H153ZM229 168H231V169H229ZM254 168V169H253ZM256 168H257V170H256ZM77 169V170H76ZM147 169H148V171H147ZM237 169V172L235 171ZM242 169V170H241ZM253 169V170H252ZM19 170H20V172H19ZM106 170V171H105ZM230 170V171H229ZM252 170V171H251ZM30 173H29V172ZM92 171H94V172H92ZM127 171V172H126ZM232 171H234V172H232ZM239 171V172H238ZM254 171V172H253ZM73 172V173H72ZM112 172V173H111ZM119 172V173H118ZM126 172V173H125ZM253 172V173H252ZM261 172H262V174H261ZM29 173V174H28ZM32 173V174H31ZM66 173V172H65ZM108 174L109 176L108 177H106L105 175L106 174ZM236 173H238V174H236ZM250 173V174H249ZM258 173V174H257ZM20 174V175H19ZM116 174V175H115ZM232 174V175H231ZM233 174H236V176L235 175H233ZM21 175H22V177H21ZM25 177H24V176ZM27 175V176H26ZM93 175H94V177H93ZM122 175V176H121ZM149 175V174H148ZM255 175L257 176L258 175V177H260L259 179L257 178V177H255ZM112 178H111V177ZM233 178L234 176V178H233V180L231 181V177ZM251 176V177H250ZM33 177V180L31 179ZM98 177H100V178H98ZM104 177V178H103ZM28 180H27V179ZM231 178V179H230ZM98 179V181H96ZM101 179H102V181H101ZM111 180V181H108V180ZM240 179V180H239ZM251 179V180H250ZM255 179V181H253ZM256 179H258L259 180V182H258V180H256ZM31 180V181H30ZM237 182H236V181ZM20 181L23 183V184H21L20 183ZM24 181V182H23ZM36 181H38V179L36 180ZM55 181V182H54ZM61 181V180H60ZM225 181H227V182H225ZM240 181V182H239ZM33 182V183H32ZM51 183V184H50ZM67 183V182H66ZM65 183V184H66ZM233 183H235V184H233ZM253 183H254V185L255 184H259V185H255V186H253ZM53 184V185H52ZM56 184V185H55ZM60 184V185H59ZM238 184H240V185H238ZM20 185H21V187H20ZM31 185V186H30ZM57 185H58V188H57ZM236 187H235V186ZM29 186V187H28ZM56 186V187H55ZM239 186V187H238ZM115 187V188H114ZM165 187V186H164ZM238 187V188H237ZM254 187H255V189H254ZM237 188V189H236ZM249 188H250V191H248L249 190ZM23 189H24V192L22 193L21 191H23ZM29 189H32V191H28ZM57 189V190H56ZM60 189V190H59ZM243 189V190H242ZM256 190V192H257V194L259 195H257L256 194V192L254 191V190ZM20 190V191H19ZM26 190V191H25ZM53 190V191H52ZM55 190V191H54ZM59 190V191H58ZM117 190V191H116ZM261 190V191H260ZM232 191V192H231ZM20 192V193H19ZM52 192H53V194H52ZM60 192V193H59ZM64 192H66V194L64 193ZM202 192L203 193H205V195L207 194L206 193V191L204 190V188L202 189ZM247 192V193H246ZM249 192V193H248ZM250 192H252V193H250ZM261 192V193H260ZM22 193V195H20ZM27 193V194H26ZM56 193V194H55ZM118 193V194H117ZM63 196H62V195ZM116 194V195H115ZM262 194H263V196H262ZM24 195V196H23ZM27 195V196H26ZM65 195V196H64ZM104 195V194H103ZM252 195V196H251ZM56 196V197H55ZM58 196V197H57ZM72 196H75V198L73 199L72 198ZM90 196V197H89ZM252 199V200H256L255 202L254 201H249L250 200V198ZM19 197H17V199L19 198ZM21 197H23V199L21 198ZM61 197V198H60ZM247 197H248V200H246L247 199ZM257 197V198H256ZM25 198L28 200H25ZM80 198V199H79ZM85 198V199H84ZM60 199V201H58ZM80 201H79V200ZM125 199V200H124ZM261 199H262V201H261ZM20 200H22V201H20ZM31 200V201H30ZM64 202V201H66V200H69V202H68V207H67V205L65 206L64 204H62V201ZM86 200V201H85ZM258 200V201H257ZM55 201H57V203H55ZM76 201H79V202H76ZM92 201V202H91ZM27 202V203H26ZM30 204H29V203ZM91 202V203H90ZM162 202H163V200H162ZM252 202V203H251ZM257 202V203H256ZM21 203V204H22ZM85 203V204H84ZM88 203V204H87ZM256 203V204H255ZM27 204H29L28 206H27ZM62 204V205H61ZM70 204V205H69ZM250 204L252 205V207L250 206ZM258 204H259V207H258ZM26 205V206H25ZM61 205V206H60ZM87 205V206H86ZM89 205H90V207H89ZM247 206V207H246ZM263 206V207H262ZM25 207V208H24ZM29 207H31V208H29ZM35 207V208H34ZM85 209H84V208ZM257 207V208H256ZM56 208V209H55ZM69 208V209H68ZM75 208V210H73ZM29 209V210H28ZM33 209V210H32ZM67 209V210H66ZM260 209H261V212H262V214H261V212H260ZM55 210H57V212H55ZM81 210V211H80ZM187 209L186 208H180L179 209V214H182L184 211H186ZM251 210H252V212H251ZM254 210H255V212H254ZM263 210V211H262ZM32 211V212H31ZM34 211V212H33ZM78 211V212H77ZM115 211V212H114ZM246 211V212H245ZM22 212V213H21ZM24 212L26 213V214H24ZM29 212V213H28ZM77 212V213H76ZM95 212V213H94ZM121 212V213H120ZM17 213V214H16ZM20 213V214H19ZM79 213V214H78ZM86 213V214H85ZM246 213H248V215L246 214ZM249 213H252V214H249ZM255 213V214H254ZM17 215V217L19 216V215H21L22 217H20L19 216V219L17 218V217H15L16 215ZM22 214H24V215H26V220L25 219H23L24 218V215H22ZM78 214V215H77ZM94 214V215H93ZM97 214V215H96ZM116 214V215H115ZM28 215V216H27ZM83 217H82V216ZM100 216V215H102V217H100V219L99 220H103V219H105V223H103V224H97L96 223V225H95V231L91 228V226H90V224L92 225V223H94L95 224V220H96V218H95V216L97 217V216ZM244 215H246L245 216V218H244ZM252 216V217H250V216ZM260 215V216H259ZM31 218H30V217ZM68 216V215H67ZM78 217V219H77V217ZM81 216V218H79ZM248 216V217H247ZM27 217H28V219H27ZM32 217H34V218H32ZM66 217V216H65ZM122 217V218H121ZM176 217V216H175ZM260 217H262L261 219H259ZM74 218V219H73ZM90 218V219H89ZM249 218V219H248ZM22 219H23V221H22ZM35 221H34V220ZM84 219V220H83ZM94 219V220H93ZM246 219V220H245ZM247 219H248V221H247ZM76 220H78V222L76 221ZM85 220H87V221H85ZM135 220V221H134ZM250 220H251V222H250ZM27 223H26V222ZM29 221H30V223H29ZM33 221V222H32ZM104 221V220H103ZM178 221V222H177ZM32 222V223H31ZM76 222H77V224H76ZM92 222V223H91ZM182 222H184V223H182ZM249 222V223H248ZM254 222V223H253ZM63 223H64V225H63ZM83 223H85V225H83ZM248 223V224H247ZM28 224V225H27ZM42 224V225H41ZM65 224H66V226H65ZM69 224V225H68ZM80 224V225H79ZM246 224V225H245ZM250 224V225H249ZM254 224V225H253ZM79 225V226H78ZM104 226V227H102V226ZM109 225V226H108ZM114 225V226H113ZM65 226V227H64ZM83 226H84V228H83ZM245 226V227H244ZM248 226V227H247ZM34 227V228H33ZM37 229H36V228ZM69 227V228H68ZM80 227H81V229H80ZM121 227V228H120ZM68 228V229H67ZM78 228H79V231H78ZM252 228V229H251ZM259 228V229H258ZM85 229V231H83ZM203 229V230H202ZM245 229H247V231L245 230ZM248 229L250 230L249 232H248ZM65 230H66V232H65ZM68 230V231H67ZM100 230V231H99ZM130 230H132L131 232H130ZM135 230V231H134ZM202 230V231H201ZM258 230H259V232H258ZM18 228H16L15 227V229H14V235H16V234H18ZM34 231V232H33ZM82 231V232H81ZM86 231H88V232H86ZM108 231V232H107ZM199 231V232H198ZM246 231V232H245ZM253 231V232H252ZM262 231H263V233H262ZM17 232V233H16ZM86 233V235H85V233ZM186 232V233H185ZM191 232H193L192 233V235H195L196 236V238H195V240H193V239H191L190 238V235H191ZM201 232V233H200ZM250 232H252V233H254L253 235H252V233H250ZM258 232V233H257ZM81 233H83L84 235V237H82L80 234ZM88 233H90V234H88ZM92 233V234H91ZM132 233H133V235H132ZM198 233H200V234H198ZM130 234V235H129ZM136 234V235H135ZM188 234V235H187ZM207 234H208V236H207ZM245 234L247 235V237L249 236L250 237V239L252 240H250L249 239V237L247 238V237H245ZM80 235V236H79ZM97 235V236H96ZM90 236V237H89ZM93 236H95V237H93ZM199 236H200V238H199ZM255 236V237H254ZM257 236H259V238L257 237ZM111 237H113L112 238V240H111ZM200 239H198V238ZM202 237V238H201ZM242 237H243V239H242ZM186 238V239H185ZM245 238H246V241H243V240H245ZM131 239V240H130ZM197 239V240H196ZM206 239V240H205ZM257 241H256V240ZM263 239V240H262ZM44 240V241H43ZM193 242H192V241ZM203 242H202V241ZM40 241H41V243L43 242V243H46V239L43 237L42 239H41V237H40ZM111 241H113V242H111ZM189 241L191 242V244L189 243ZM197 243V241H198V243L197 244H195V242ZM205 241V242H204ZM211 241V242H210ZM241 241L244 243H242V245H241ZM250 241V242H249ZM262 243H261V242ZM27 242V241H26ZM26 242H20L19 241V238L18 239H15V240H13L12 242H8L9 244H8V246H10V247H14L13 249H14V256H13V251H10V255H9V253L2 247V242H0V264H13V262H14V260H15V262H14V264H19V262L21 261L22 262V257H20L21 255H16V254H18L17 252H19V251H17V250H19V249H21V251H25L26 249H28L27 247H31L32 246V243L30 242V241H28L27 242V245H26ZM31 244H30V243ZM145 242V243H144ZM210 242V243H209ZM214 242V244H212ZM215 242H217V243H215ZM227 242V243H226ZM15 243V244H14ZM204 243V244H203ZM218 243H221V245H219ZM247 243V244H246ZM249 243V244H248ZM251 243H252V245H253V247H252V245H251ZM259 243H261V245L259 244ZM22 244V245H21ZM212 246H211V245ZM224 244V245H223ZM233 245L232 247L234 248V250H233V248H230L229 247V245ZM255 244H257V245H255ZM7 245V244H6ZM21 247V248H16V247ZM24 245H26V247L24 246ZM31 245V246H30ZM112 245H113V248H112ZM193 245V246H192ZM200 245H201V247H200ZM205 245H207V246H205ZM214 245H215V248L213 249V247H214ZM251 247H250V246ZM16 246V247H15ZM23 246V247H22ZM109 246V247H108ZM126 246V247H125ZM197 246V247H196ZM243 246V247H242ZM246 246V247H245ZM256 246V247H255ZM192 247V248H191ZM198 247H200V248H198ZM208 249H207V248ZM224 247H226V248H224ZM228 247V248H227ZM251 249H250V248ZM262 247V248H261ZM25 250H24V249ZM128 249V251H130V252H128L127 251V249ZM221 248V249H220ZM230 248V249H229ZM240 248V249H239ZM241 248L243 249V251L241 252ZM254 248H256V249H254ZM12 249V250H13ZM17 249V250H16ZM212 249V250H211ZM239 249V250H238ZM250 249V250H249ZM140 250V251H139ZM215 250V254H214V251ZM233 250V252H231ZM255 250H257L256 252H259V254L258 253H256L255 252ZM261 250H262V252H261ZM110 251V252H109ZM111 251H114V252H111ZM122 251V252H121ZM134 251H136V253L134 252ZM210 251V252H209ZM222 251V252H221ZM2 252V253H1ZM226 252V253H225ZM236 252H237V254H236ZM250 254H249V253ZM256 253V254H253V253ZM111 253V254H110ZM112 253H114V254H112ZM122 253V254H121ZM126 253V254H125ZM128 253H129V257L127 256L128 255ZM204 253V254H203ZM229 253V254H228ZM232 253V254H231ZM251 253H252V255H251ZM2 254V255H1ZM200 256H199V255ZM226 254H228L227 256H226ZM245 254V255H244ZM11 255H12V257H11ZM16 255V256H15ZM203 255V256H202ZM225 255V256H224ZM231 255H233L232 257H231ZM250 255H251V257H250ZM256 255V256H255ZM260 255H261V257H260ZM206 256V257H205ZM210 256H212V257H210ZM220 256V257H219ZM3 257V258H2ZM11 257V258H10ZM17 257V258H16ZM128 257V258H127ZM201 257L199 258V260L201 261L202 259H201ZM218 257V258H217ZM226 257V258H225ZM251 259H250V258ZM139 258V259H140ZM253 258V259H252ZM1 259H3V260H1ZM11 259V260H10ZM16 259L18 260V262L16 261ZM123 261H122V260ZM210 259H211V261H210ZM216 259H217V261H216ZM144 260H147V261H144ZM208 260V261H207ZM220 260H222V261H220ZM227 260V262H225ZM231 260V261H230ZM249 260V261H248ZM252 262H251V261ZM12 261V262H11ZM254 261V262H253ZM5 262V263H4ZM11 262V263H10ZM208 262V263H207ZM216 262V263H215ZM245 262V264H247ZM260 262H262V263H260ZM21 264V263H20ZM181 264V263H180ZM238 264H242V263H240V262H238Z\"/></svg>", "mask_w": 264, "mask_h": 264}]
</instances>
